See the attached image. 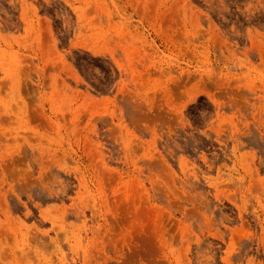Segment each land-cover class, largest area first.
I'll use <instances>...</instances> for the list:
<instances>
[{"label": "rangeland", "instance_id": "obj_1", "mask_svg": "<svg viewBox=\"0 0 264 264\" xmlns=\"http://www.w3.org/2000/svg\"><path fill=\"white\" fill-rule=\"evenodd\" d=\"M0 264H264V0H0Z\"/></svg>", "mask_w": 264, "mask_h": 264}]
</instances>
